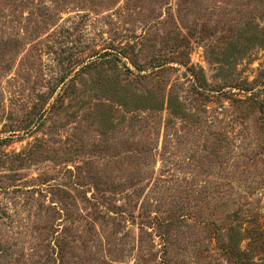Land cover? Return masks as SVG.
Wrapping results in <instances>:
<instances>
[{
  "label": "rangeland",
  "instance_id": "1",
  "mask_svg": "<svg viewBox=\"0 0 264 264\" xmlns=\"http://www.w3.org/2000/svg\"><path fill=\"white\" fill-rule=\"evenodd\" d=\"M264 217V0H0V264H228Z\"/></svg>",
  "mask_w": 264,
  "mask_h": 264
},
{
  "label": "trees",
  "instance_id": "2",
  "mask_svg": "<svg viewBox=\"0 0 264 264\" xmlns=\"http://www.w3.org/2000/svg\"><path fill=\"white\" fill-rule=\"evenodd\" d=\"M253 224L255 228L253 227L249 249L243 250L241 247L244 240L242 231L248 234L251 229L232 228L228 231L227 242L221 249L228 264H264V217L257 218Z\"/></svg>",
  "mask_w": 264,
  "mask_h": 264
}]
</instances>
